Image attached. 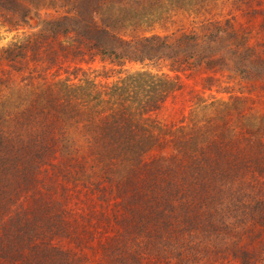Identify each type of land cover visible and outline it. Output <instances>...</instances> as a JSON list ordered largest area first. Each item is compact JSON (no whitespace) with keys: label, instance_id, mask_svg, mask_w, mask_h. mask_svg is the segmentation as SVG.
Segmentation results:
<instances>
[{"label":"trees","instance_id":"trees-1","mask_svg":"<svg viewBox=\"0 0 264 264\" xmlns=\"http://www.w3.org/2000/svg\"><path fill=\"white\" fill-rule=\"evenodd\" d=\"M18 1L0 0V9L17 11ZM38 1L60 11L40 21L38 4L20 7L38 28L0 51V65L26 73L29 88L16 103L0 101V264H264L259 133L217 108L189 128L160 125L153 116L176 88L150 74L110 87L60 79L88 56L264 82L262 51L239 34L212 51L224 30L214 24L172 42L126 40L96 23L104 0ZM36 54L46 67L27 58L26 68Z\"/></svg>","mask_w":264,"mask_h":264},{"label":"rangeland","instance_id":"rangeland-1","mask_svg":"<svg viewBox=\"0 0 264 264\" xmlns=\"http://www.w3.org/2000/svg\"><path fill=\"white\" fill-rule=\"evenodd\" d=\"M96 17V23L112 29L123 39H136L151 36L167 37L169 41L179 39L183 34L203 35L211 25L220 26L224 30L219 35V41L210 45L212 51L221 52L225 39L233 38L236 34L245 39L246 46L256 45L262 56L264 48L258 46L264 43V13H256L255 9L264 10V4L259 6L245 0H184L181 7L176 0H116L108 2ZM192 1V2H190ZM190 2V4H187ZM194 2V3H193ZM38 4L34 15L42 21L48 16H55L54 8H43L38 0H19L17 11L0 9V51L13 44L25 43L38 27L30 24L20 7L30 8ZM40 6H43L40 8ZM25 10V9H24ZM39 24V23H38ZM234 33V35H232ZM1 55V54H0ZM27 58L32 67L40 63V55H28L23 60L27 68ZM67 74L62 73L60 79L67 78L72 85L83 84L85 80L93 81L98 86H111L125 76L135 73H146L157 79H165L175 85L162 107L154 114L155 120L162 126L172 127V130L185 129L200 120L203 116L220 115L221 110L238 115V126L245 125L261 135L264 141V82L243 80L227 71L192 72L185 64L173 65L171 62L127 63L116 67L88 56L69 62ZM78 70V71H77ZM3 71V75L1 73ZM10 71L6 62L0 65V101L13 104L22 100L26 88L24 77ZM222 104L225 108H222ZM8 108L9 106L6 105Z\"/></svg>","mask_w":264,"mask_h":264},{"label":"bare ground","instance_id":"bare-ground-1","mask_svg":"<svg viewBox=\"0 0 264 264\" xmlns=\"http://www.w3.org/2000/svg\"><path fill=\"white\" fill-rule=\"evenodd\" d=\"M30 20L35 23V19L33 17H31Z\"/></svg>","mask_w":264,"mask_h":264},{"label":"water","instance_id":"water-1","mask_svg":"<svg viewBox=\"0 0 264 264\" xmlns=\"http://www.w3.org/2000/svg\"><path fill=\"white\" fill-rule=\"evenodd\" d=\"M31 17H32V16H31ZM29 21H30L31 24H34L30 19H29Z\"/></svg>","mask_w":264,"mask_h":264}]
</instances>
